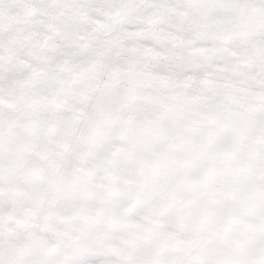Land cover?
<instances>
[{"label": "snow or ice", "instance_id": "snow-or-ice-1", "mask_svg": "<svg viewBox=\"0 0 264 264\" xmlns=\"http://www.w3.org/2000/svg\"><path fill=\"white\" fill-rule=\"evenodd\" d=\"M0 264H264V0H0Z\"/></svg>", "mask_w": 264, "mask_h": 264}]
</instances>
